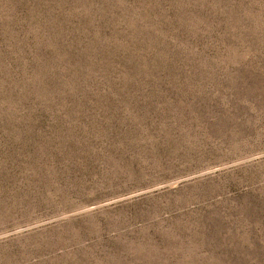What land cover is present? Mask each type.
<instances>
[{
    "label": "rangeland",
    "instance_id": "obj_1",
    "mask_svg": "<svg viewBox=\"0 0 264 264\" xmlns=\"http://www.w3.org/2000/svg\"><path fill=\"white\" fill-rule=\"evenodd\" d=\"M0 264H264V0H0Z\"/></svg>",
    "mask_w": 264,
    "mask_h": 264
}]
</instances>
